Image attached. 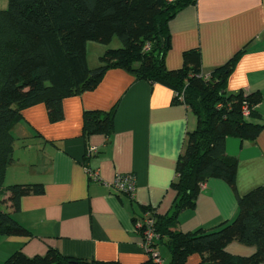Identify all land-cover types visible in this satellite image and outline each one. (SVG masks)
Returning a JSON list of instances; mask_svg holds the SVG:
<instances>
[{
    "label": "crops",
    "instance_id": "1",
    "mask_svg": "<svg viewBox=\"0 0 264 264\" xmlns=\"http://www.w3.org/2000/svg\"><path fill=\"white\" fill-rule=\"evenodd\" d=\"M168 28L167 69L180 68L182 53L195 48L207 77L245 48L227 78L226 91H259L261 101L255 109L263 118L264 0H196L180 10ZM114 105L108 136L82 135L84 111H108ZM62 110L63 118L50 122L45 105L36 103L21 110L11 129L14 144L5 185L41 184L42 192L20 198L12 216L30 234L0 235V263L15 250L33 256L44 254L48 247L88 261L145 263L137 220L149 212H170L176 161L186 134L196 127L195 114L185 103L174 101V91L166 85L137 80L120 68L108 69L94 89L63 98ZM90 146L96 151L85 158ZM225 150L237 160L235 189L221 178L207 179L194 206L179 214L178 231L230 221L237 213V197L264 184V129L254 140L228 136ZM85 165L97 169L99 179H91ZM127 173L135 177L132 194L120 193L110 184L115 175ZM5 206L8 209L9 202ZM156 249L160 264H167L164 244ZM225 250L248 256L255 247L233 241ZM199 261V254L192 253L185 264Z\"/></svg>",
    "mask_w": 264,
    "mask_h": 264
},
{
    "label": "trees",
    "instance_id": "2",
    "mask_svg": "<svg viewBox=\"0 0 264 264\" xmlns=\"http://www.w3.org/2000/svg\"><path fill=\"white\" fill-rule=\"evenodd\" d=\"M7 1V7L0 9V235L30 234L12 212L18 210L22 196L42 192L41 184L5 185L14 144L11 129L20 120L21 110L43 103L48 120L57 122L63 118V98L94 89L108 69L120 68L137 80L166 85L174 91V101L188 105L197 118L176 161L170 212H149L158 235L153 245L164 244L167 264H185L192 253L199 254V264H264V184L237 197V213L230 221L189 232L176 229L179 214L194 206L207 179L221 178L235 189L237 160L226 154L225 139L254 140L264 129V116L255 109L261 101L260 92L226 91L227 78L245 48L207 77L202 75L200 53L195 48L182 53L180 68L167 69L168 23L196 0ZM114 37L121 46L105 50L100 64L89 68L87 43L109 44ZM115 110L116 105L108 111H84L82 135L108 136ZM233 241L255 250L248 256L231 254L225 247ZM146 263L155 264L151 260ZM0 264L115 263L67 257L48 247L44 254L33 256L15 250Z\"/></svg>",
    "mask_w": 264,
    "mask_h": 264
},
{
    "label": "built area",
    "instance_id": "3",
    "mask_svg": "<svg viewBox=\"0 0 264 264\" xmlns=\"http://www.w3.org/2000/svg\"><path fill=\"white\" fill-rule=\"evenodd\" d=\"M243 114L246 116L248 115V109L246 105L243 106ZM95 151V147H88L84 157H90V155ZM84 168L86 174L91 179H99V171L97 169L90 168L87 165H85ZM110 184L116 191L120 193L132 194L135 188V177L132 173L117 174ZM136 226L138 229L142 230V246L145 254L147 255V259L143 264H147L146 262L149 260L153 261L155 264H160L162 261L161 255L153 245L158 238L157 233L153 229V219L148 215L141 217L137 220Z\"/></svg>",
    "mask_w": 264,
    "mask_h": 264
},
{
    "label": "rangeland",
    "instance_id": "4",
    "mask_svg": "<svg viewBox=\"0 0 264 264\" xmlns=\"http://www.w3.org/2000/svg\"><path fill=\"white\" fill-rule=\"evenodd\" d=\"M7 0H0V9H5L7 7ZM121 44L119 40L114 37L109 44H102L98 42L90 41L86 45L87 53V65L89 68H94L100 64L99 58L109 48H118Z\"/></svg>",
    "mask_w": 264,
    "mask_h": 264
}]
</instances>
